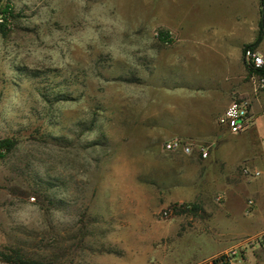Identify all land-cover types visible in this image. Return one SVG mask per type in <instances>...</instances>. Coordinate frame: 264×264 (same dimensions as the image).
Masks as SVG:
<instances>
[{"label": "rangeland", "instance_id": "obj_1", "mask_svg": "<svg viewBox=\"0 0 264 264\" xmlns=\"http://www.w3.org/2000/svg\"><path fill=\"white\" fill-rule=\"evenodd\" d=\"M202 6L0 0V139L16 141L0 157V252L43 264H192L238 242V212L217 234V195L168 200L193 172L187 153L165 149L159 118L174 76L212 68L197 65L200 37L215 41L199 32ZM250 11L239 5V16Z\"/></svg>", "mask_w": 264, "mask_h": 264}, {"label": "crops", "instance_id": "obj_2", "mask_svg": "<svg viewBox=\"0 0 264 264\" xmlns=\"http://www.w3.org/2000/svg\"><path fill=\"white\" fill-rule=\"evenodd\" d=\"M199 1L203 3L199 32L207 36L214 34L215 41H209L205 35L200 37L197 46L203 49V53L199 54L197 65L212 68L197 69L195 73L189 67L187 73L174 76L171 85L165 88L164 116L159 118L158 129L166 131L164 137H180L194 146L186 159L192 164L189 170L193 176L182 175L181 184H177L168 200L183 202L197 195H217L215 198L223 200L222 215L215 221L220 229L217 234L221 235L228 228L227 217L233 212H238L245 222L235 225L231 232L237 227L247 228L261 222L263 226H257L251 232H245V228L243 235L234 239L237 241L264 228V217L258 216L263 213L258 206L259 199L264 201V151L261 145L264 138V94L253 93L241 57L242 46L255 40L263 22L261 10L264 4L261 0ZM239 5L251 8V11L239 16ZM212 18L214 22H211ZM255 48L264 59V34ZM206 50L214 51L212 57ZM191 55L195 56V53ZM234 95L249 97L252 102L251 123L236 134L217 123L218 116ZM198 145L208 148L206 158L200 156ZM243 164L258 170L260 175L247 177L242 172ZM244 196L253 200L250 212L241 205ZM260 264H264V257Z\"/></svg>", "mask_w": 264, "mask_h": 264}, {"label": "built area", "instance_id": "obj_3", "mask_svg": "<svg viewBox=\"0 0 264 264\" xmlns=\"http://www.w3.org/2000/svg\"><path fill=\"white\" fill-rule=\"evenodd\" d=\"M3 18L0 17V22ZM244 63L248 69V79L252 85L255 95L264 94V59L255 49L247 48L244 52ZM251 99L249 97H232L230 104L218 116L217 123L230 133L236 134L247 129L251 123ZM264 151V138L261 140ZM167 150H181L190 154L194 148L192 143L180 137H173L164 144ZM199 154L202 158L208 156V148L198 145ZM242 172L247 177H258L260 172L252 169L247 164L242 165ZM253 206V200L247 201L248 212ZM236 244L224 251L210 255L192 264H260V259L264 257V228L252 235L237 240Z\"/></svg>", "mask_w": 264, "mask_h": 264}, {"label": "trees", "instance_id": "obj_4", "mask_svg": "<svg viewBox=\"0 0 264 264\" xmlns=\"http://www.w3.org/2000/svg\"><path fill=\"white\" fill-rule=\"evenodd\" d=\"M261 3H264V0H261ZM2 12L5 14V13H8V10H3ZM6 21H7V18L6 16H4L3 21L0 22V32L1 33L5 32L6 25H7ZM263 34H264V23L261 22L257 38L255 39L253 43L249 44L247 47H251L252 49H254L259 44ZM262 73H264V70H262ZM15 144H16V141L11 137L1 138L0 139V157H3L6 152L11 150L15 146ZM0 258L11 264H43L38 259L25 257L16 250H9V253L0 252Z\"/></svg>", "mask_w": 264, "mask_h": 264}]
</instances>
